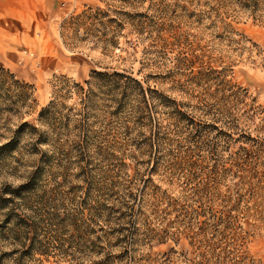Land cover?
<instances>
[{
	"label": "rangeland",
	"instance_id": "obj_1",
	"mask_svg": "<svg viewBox=\"0 0 264 264\" xmlns=\"http://www.w3.org/2000/svg\"><path fill=\"white\" fill-rule=\"evenodd\" d=\"M18 2L0 68L34 103L0 115V264H121L133 196L183 234L142 229L136 259L217 240L264 264V23L216 0Z\"/></svg>",
	"mask_w": 264,
	"mask_h": 264
},
{
	"label": "trees",
	"instance_id": "obj_2",
	"mask_svg": "<svg viewBox=\"0 0 264 264\" xmlns=\"http://www.w3.org/2000/svg\"><path fill=\"white\" fill-rule=\"evenodd\" d=\"M217 4L220 5V2H223L224 5H220L217 9L212 8L215 13L219 12V10L223 7H227V10L245 14L248 19H251L256 22L264 23V0H216ZM227 14V13H226ZM217 14V18H218ZM227 26H230L227 24ZM196 58L193 54V59ZM199 61V59H198ZM264 63V58L261 59ZM190 63H192V59H190ZM205 62L201 61V65L199 67L202 70L206 69ZM215 73V71L209 72V74ZM202 74V73H201ZM100 75V74H99ZM114 76H120L119 74H114ZM29 86L27 84H22L17 81L15 77L10 74V72L0 68V115L5 111L17 112L14 110V105L17 107H26L31 108L34 100H32V93L29 91ZM144 98L145 92L143 91ZM15 98L13 102H11L12 98ZM6 101L10 102L8 106H2ZM174 104V102H172ZM176 112V111H175ZM23 126H27V123L22 124ZM21 125V126H22ZM8 145H4L7 147ZM133 203L137 204L132 206L121 207L125 212L120 213V217L122 219L127 218L128 222L122 224L121 229L117 232L119 241L117 242V247H120V251L118 256H115L117 262L121 264H242L238 258V255L231 251V249H236L233 246V243L224 245L221 241L211 240V244L208 246V249L204 251L200 250V252L194 248V250L189 253L176 252L173 249H169L168 253H162L158 255V257L145 256L143 259H136L134 246L137 245V238L142 233L144 236H149L151 241H160L159 245L166 244L167 241H173L174 244H177L180 240V235H183L181 232H175L171 236L168 235L167 232L161 231L158 233L156 229L153 227H149L148 218L145 216L146 214V202L138 201L139 197L133 196ZM172 205V204H171ZM155 207L152 206V211H154ZM214 218V216H213ZM215 220H219L220 218H214ZM126 225V226H125ZM142 229H144L143 232ZM141 232V233H140ZM100 239V238H99ZM85 243H88L89 240H84ZM150 242V241H149ZM102 243L106 245L107 240H102ZM147 245H149L147 243ZM190 245L193 244L190 242ZM104 251V249L102 248ZM102 252H92L91 254L82 253V264H105L106 259L109 260L111 255L105 254L103 258L97 259V262H91L90 260H86L87 255H99ZM85 257V258H84ZM25 259L24 256L21 260Z\"/></svg>",
	"mask_w": 264,
	"mask_h": 264
},
{
	"label": "crops",
	"instance_id": "obj_3",
	"mask_svg": "<svg viewBox=\"0 0 264 264\" xmlns=\"http://www.w3.org/2000/svg\"><path fill=\"white\" fill-rule=\"evenodd\" d=\"M21 4L18 2V0H12V7H13V11L10 10L12 13H10L9 11H7V9H2L0 8V15L1 16H6V15H10V14H14V15H19L20 12L19 10L17 9L18 6H20ZM1 20V19H0ZM1 23V21H0Z\"/></svg>",
	"mask_w": 264,
	"mask_h": 264
}]
</instances>
